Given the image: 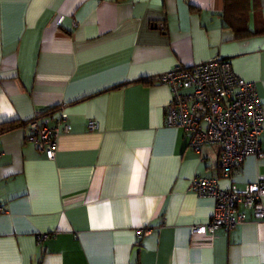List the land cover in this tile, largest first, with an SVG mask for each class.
Wrapping results in <instances>:
<instances>
[{
    "label": "crops",
    "instance_id": "0c3cea01",
    "mask_svg": "<svg viewBox=\"0 0 264 264\" xmlns=\"http://www.w3.org/2000/svg\"><path fill=\"white\" fill-rule=\"evenodd\" d=\"M216 56L264 105V0H0V264H264L248 206L233 229L193 231L216 207L193 180L244 191L264 155L223 175L167 122L163 74ZM63 112L50 160L27 123Z\"/></svg>",
    "mask_w": 264,
    "mask_h": 264
},
{
    "label": "built area",
    "instance_id": "2783aa9c",
    "mask_svg": "<svg viewBox=\"0 0 264 264\" xmlns=\"http://www.w3.org/2000/svg\"><path fill=\"white\" fill-rule=\"evenodd\" d=\"M162 78L173 90L167 109L168 124L187 132L191 145L201 154L213 150L221 162L223 175L231 176L248 155H264L260 141L264 105L257 85L240 77L231 61L216 56L192 67L178 65ZM40 118L37 115L28 121V140L54 160L61 133L70 130L68 114L63 112L54 125L42 123ZM62 121L66 122L64 127ZM89 127L96 129L98 122L90 119ZM193 183L200 194L216 200L213 215L205 224L193 226L195 233L215 232L219 228L230 230L246 222V215L238 211L240 205L252 208L255 219H264L263 176L244 191L233 186L223 188L216 176L198 177ZM4 210L0 202V213ZM151 229H141L138 234L149 233Z\"/></svg>",
    "mask_w": 264,
    "mask_h": 264
}]
</instances>
